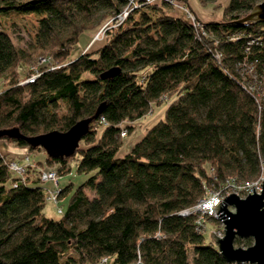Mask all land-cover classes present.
<instances>
[{"label":"trees","instance_id":"1","mask_svg":"<svg viewBox=\"0 0 264 264\" xmlns=\"http://www.w3.org/2000/svg\"><path fill=\"white\" fill-rule=\"evenodd\" d=\"M132 1L139 5L0 0V14L41 16L25 48L0 29V129L17 127L26 136L65 131L103 103L75 150L76 170L92 174L70 193L58 219L42 214L47 189L38 170L30 166L19 177L8 168L11 158L0 154V264H98L103 257H109L104 264H131L137 256L143 264H231L203 243L195 214L179 212L228 176L250 180L259 173L264 43L247 42L251 36L264 41V22H237L260 0H228L217 20L193 14L202 29L166 13L170 4ZM129 5L99 46L67 60L82 33L93 36ZM37 50L44 53L33 59L26 53ZM31 60L33 68L18 80V62ZM112 66L117 74L99 77ZM165 100L163 116L117 156L122 127L131 131L134 121ZM0 139L29 153L44 151L22 139ZM74 154L45 153L34 165L53 167L59 176L69 171ZM68 189H59L57 199Z\"/></svg>","mask_w":264,"mask_h":264},{"label":"rangeland","instance_id":"2","mask_svg":"<svg viewBox=\"0 0 264 264\" xmlns=\"http://www.w3.org/2000/svg\"><path fill=\"white\" fill-rule=\"evenodd\" d=\"M132 3H135V1L130 0ZM228 0H186L185 8L181 5L182 3L173 4L170 6H166L164 9L166 13L180 17L184 20H189V17L186 13V9L195 12L196 15L201 20H217L221 16V11L223 6L226 4ZM263 1V0H260ZM258 1V2H260ZM130 2V3H131ZM129 3V4H130ZM131 3V4H132ZM139 5V3H135ZM128 5V4H126ZM125 12H129V8L125 6L123 8ZM140 12V11H139ZM139 12L135 13L134 16L137 17ZM41 16L36 13H17L14 11H8L4 14H0V29H3L11 38L12 42L15 45H18L22 48H25L28 46V44L34 41V34L37 29V21ZM111 21L110 26L106 25V22ZM108 21L103 22L96 30L95 34L92 36V32H84L80 35L77 43L74 45L72 50L70 51L67 60L72 59L76 57L80 52L87 50H93L97 46H99L102 43V37L105 35L107 28L112 27L113 25H116L118 20H115V16L113 18L108 19ZM103 33V35H101ZM96 34H98V38L94 37ZM92 36V37H91ZM91 37V40L89 41ZM25 53V52H24ZM28 54H32V59L36 58L38 55H42L44 53L43 50H37L35 53L32 52H26ZM42 60L43 58H40ZM33 62L30 61L29 63H23L22 61H19L16 66V71L18 74V80L24 79V75L27 72L28 69L33 68ZM64 63V62H63ZM261 92H259V99H261ZM167 104V100L161 101L157 105H153V113L150 112L147 115H145L143 118H140L133 123V128L131 131H128L127 128L122 127V129L125 130V135L122 136V144L119 147L118 151L116 152V155H121L125 150L128 149V146L135 142V140H138L140 138L141 132H144L146 128L151 125L153 122H155L159 117L163 116V110L165 105ZM63 110V108H61ZM92 123V122H91ZM99 131V130H98ZM80 146L84 147L85 144L83 142H80ZM25 146H20L17 144H14L11 141H7L5 139H0V154L4 155L6 158H14L18 162H22L23 156L25 155L22 153V149H24ZM26 148V147H25ZM21 152V154H20ZM29 156L32 160H42L43 156H45L44 151L42 150H33L29 153ZM79 156V152L75 151L74 156L70 159L69 165L70 169L68 172L59 175L58 177V188H64L69 187L66 194H62L59 199L58 203L55 204L52 201L45 200L42 206V214L48 218L52 219H58L62 213H59L57 210V207H60L62 211H64L69 195L70 193L80 184L82 183L90 174H92V171L89 172H78L75 167V159H77ZM31 174V173H30ZM32 176V175H31ZM31 178V177H30ZM40 185L44 188L46 186H49V181H41ZM51 189V188H50ZM86 192L88 194H91L89 189H86ZM221 221L217 217H211L204 220V230L202 231L203 236V243L210 244L215 247L212 234L214 230L219 228L221 226ZM250 239V243L252 242V239ZM247 241L245 239H240V241L234 240V246L235 247H246ZM69 254H72L71 250L67 251Z\"/></svg>","mask_w":264,"mask_h":264},{"label":"water","instance_id":"3","mask_svg":"<svg viewBox=\"0 0 264 264\" xmlns=\"http://www.w3.org/2000/svg\"><path fill=\"white\" fill-rule=\"evenodd\" d=\"M264 22V0L257 2L237 23ZM119 72L112 66L99 74L100 78L111 77ZM103 108L100 103L91 116L74 122L65 131L50 130L31 136L23 135L17 127L0 129V136L22 139L34 148L38 146L51 158L70 156L78 147L79 140L87 132L89 124ZM260 192L239 197L229 192L212 208L222 223V235H213L216 251L227 263L264 264V178ZM232 208V210L230 209ZM251 238L246 247H235L234 240Z\"/></svg>","mask_w":264,"mask_h":264},{"label":"built area","instance_id":"4","mask_svg":"<svg viewBox=\"0 0 264 264\" xmlns=\"http://www.w3.org/2000/svg\"><path fill=\"white\" fill-rule=\"evenodd\" d=\"M130 2L131 1L129 0V3ZM154 2H157V3L164 2L170 5L180 3L179 0H143V3H154ZM132 5L136 6L135 3H132ZM181 5L185 8L183 4ZM186 13L189 17V21L197 28L202 29L201 22L195 19L193 13L188 11L187 9H186ZM127 14H128L127 12L122 10L120 13H118L115 16V20H118L119 22H121L126 17ZM101 35H103V33ZM94 37L98 38V34H96ZM262 43H264V41L259 36H251L247 42V44H256V45H260ZM215 57L218 59V54H216ZM33 76L34 75H31L29 78L25 80H31L33 79ZM263 81H264V78H263ZM249 88L253 91V88L251 86H249ZM257 91H258V94H257L258 99H259V92H261L260 93L261 98L262 97L264 98V84L258 87ZM119 134L124 136L125 130L121 129ZM121 135L119 136L121 137ZM7 164H8V168L12 172L16 173L19 177L20 176L22 177L24 175L28 167L34 166L38 170L37 172L38 177L42 181L51 180L54 184L53 188L47 189L45 191L46 192L45 199L52 201L55 204L58 203L57 194H58L59 188L57 186L58 185L57 183H58L59 176L57 175L53 167H47V166L36 167L34 163L31 162L30 156L28 153L23 156L22 162H18L16 159L11 158L7 160ZM263 178H264V159L259 158V173L255 178L250 179V180H238L235 177L228 176L224 179L223 183L220 186L206 188L203 195L197 199V201L192 207L181 210L179 214L186 215L189 213H194L195 214V219H194L195 229L197 232L202 233V231L204 230V220L207 218H211V217L217 218L212 206H214L217 202L221 201L223 196H225L229 192L235 193L239 197H244L247 195V193L248 194L253 193V192L259 193L261 189V186L259 184L262 183L261 181ZM251 185L253 187V192H252ZM57 208H58L57 211L61 213V208L60 207H57ZM230 209L232 210V208ZM213 235H218V236L222 235V224L219 228L213 231ZM108 261H109V257H103L100 259L98 264H104V263H107ZM131 264H143V263L140 260L139 256H137L135 261Z\"/></svg>","mask_w":264,"mask_h":264},{"label":"crops","instance_id":"5","mask_svg":"<svg viewBox=\"0 0 264 264\" xmlns=\"http://www.w3.org/2000/svg\"><path fill=\"white\" fill-rule=\"evenodd\" d=\"M180 1H182V0H180ZM185 2H186V0H185ZM193 14H195L196 15V13L195 12H192ZM197 16V15H196ZM198 17V16H197ZM199 18V17H198ZM200 19V18H199ZM201 20V19H200ZM203 21H205V20H203ZM144 132H141V135L140 136H142V134H143ZM136 141V140H135ZM15 144V143H14ZM133 144V143H132ZM132 144H130L129 146H128V149H129V147L132 145ZM23 151H22V153H24V154H29V152H27V149L24 147V149H22ZM126 151V150H125ZM124 151V152H125ZM20 154H21V152H20ZM30 160H31V162L32 163H34V162H36L35 160H32L31 158H30ZM43 160H44V156H43V159L42 160H37V161H39V163H43ZM46 181H49V183H50V185L49 186H46V187H44L45 189H50V188H53V186H54V184H53V182L51 181V180H45V182ZM58 184V183H57Z\"/></svg>","mask_w":264,"mask_h":264}]
</instances>
